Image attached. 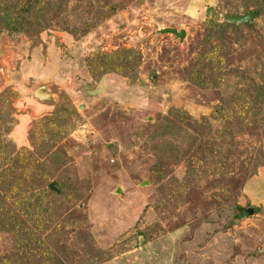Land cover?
I'll list each match as a JSON object with an SVG mask.
<instances>
[{
    "label": "rangeland",
    "instance_id": "374dc122",
    "mask_svg": "<svg viewBox=\"0 0 264 264\" xmlns=\"http://www.w3.org/2000/svg\"><path fill=\"white\" fill-rule=\"evenodd\" d=\"M0 264H264V0H0Z\"/></svg>",
    "mask_w": 264,
    "mask_h": 264
},
{
    "label": "water",
    "instance_id": "95a60500",
    "mask_svg": "<svg viewBox=\"0 0 264 264\" xmlns=\"http://www.w3.org/2000/svg\"><path fill=\"white\" fill-rule=\"evenodd\" d=\"M255 20H256V15L254 12H249L246 16H242L238 14L231 15L230 13H224L223 15H221V22H227V23L237 24V25L254 23ZM155 34L156 35L172 34L177 39H179L181 42L185 40L186 35H187L185 30H178L176 28H162V29H159ZM34 97L39 99L40 101H46V100L49 101L53 98V94L48 92L47 87L41 86V87H38L34 91ZM50 189L56 190L55 183L50 185ZM248 213L250 215H253V210L249 209Z\"/></svg>",
    "mask_w": 264,
    "mask_h": 264
},
{
    "label": "trees",
    "instance_id": "16d2710c",
    "mask_svg": "<svg viewBox=\"0 0 264 264\" xmlns=\"http://www.w3.org/2000/svg\"><path fill=\"white\" fill-rule=\"evenodd\" d=\"M254 13H255V15L257 14L256 12H254ZM228 24H231V23H228ZM247 24H252V23H247ZM233 25H237V24H233ZM241 212H242V214L238 217V220L243 219L248 214V211L245 209H242V208H241Z\"/></svg>",
    "mask_w": 264,
    "mask_h": 264
}]
</instances>
